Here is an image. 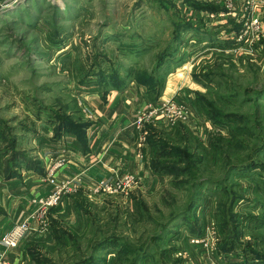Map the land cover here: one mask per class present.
Listing matches in <instances>:
<instances>
[{"label":"rangeland","instance_id":"1","mask_svg":"<svg viewBox=\"0 0 264 264\" xmlns=\"http://www.w3.org/2000/svg\"><path fill=\"white\" fill-rule=\"evenodd\" d=\"M180 25L187 28L176 39ZM169 47L176 56L160 59ZM160 61L165 74L153 86L155 97L163 93L153 102L135 75H153ZM208 72L211 81H195ZM122 81L137 96L131 126L149 151L148 126L167 137L177 123H146L143 135L139 113L168 99L187 104L191 119L178 123L191 134L169 145L187 147L178 165L194 170L155 172L143 187L132 173L92 182L75 180L80 171L62 173L86 152L84 141L57 137L53 112L84 121L90 143L95 100ZM177 81L223 97L236 134L208 124L192 92L170 96ZM12 155L22 166L10 170ZM126 175L135 184L99 188ZM56 185L66 186L61 200L42 207L38 200ZM0 211V254L13 264H72L90 255L103 264H264V0H0ZM23 224L27 233L7 249L1 241ZM55 225L75 239L56 240Z\"/></svg>","mask_w":264,"mask_h":264},{"label":"crops","instance_id":"2","mask_svg":"<svg viewBox=\"0 0 264 264\" xmlns=\"http://www.w3.org/2000/svg\"><path fill=\"white\" fill-rule=\"evenodd\" d=\"M185 86L187 85L177 81L171 91H169V94H172L170 96H173L179 90H183V88L186 93L188 92V95L195 90V87H190L187 90L188 88H185ZM128 88H132V86ZM165 93L163 96L168 95V93ZM130 94L131 91H127L126 88L121 93L113 90L109 94L108 99L104 101L95 100L98 103L95 107L98 113H95L94 116L92 115V123L95 124L92 130L94 139L92 137L89 144V147L94 144L95 148L92 149L91 147V150L85 155L76 152L75 161L72 160L70 167L62 171L63 174L65 173L66 176L70 177L80 171L82 176L79 174L75 177V180L79 177L80 181L88 180L92 182L101 177L112 180L115 179L116 174L122 176L123 174L132 173L139 180L138 185L140 184L142 187L146 185V181L151 180L150 178L155 174L150 168V157L153 151L152 149L149 151L145 145V148L143 145L141 147L139 136L132 129V118H135V115L133 114L134 111H131L132 107L130 105L131 103L133 104V99H135L136 103L137 96L131 98ZM125 96L128 99L125 100ZM139 97L141 98V103H145L144 98L146 99V97L142 92H140ZM137 105L133 107L135 112L140 110H137ZM144 182L145 184H143ZM15 262L17 264V260Z\"/></svg>","mask_w":264,"mask_h":264},{"label":"trees","instance_id":"3","mask_svg":"<svg viewBox=\"0 0 264 264\" xmlns=\"http://www.w3.org/2000/svg\"><path fill=\"white\" fill-rule=\"evenodd\" d=\"M187 27H181L180 25V29H178L177 31V35L175 36L176 39H179L180 36V32L185 30ZM170 52L171 53H167L163 56H161L160 59L164 60V59H168L171 58V60L174 58V56H176V52H177V47H169ZM182 61V60H181ZM180 61V63H181ZM186 63V62H182V65ZM158 67H156V70L153 71V75H142L139 74L135 75V78L139 80L138 85L144 87L146 89V93L148 95V100L156 102L157 100L160 99V97L162 96L163 90L161 89L160 92H158V95L155 97L154 94V86H153V81L155 80V77H157L156 75L162 76L160 75V73H164L163 70H161V66H162V61H160L157 65ZM158 72V74H157ZM211 72L202 74L203 76H199L197 74H194V79L197 82H201V78L204 77L207 74H210ZM166 76V75H164ZM210 76H205L202 80V82H206V81H211L212 79L209 78ZM124 81L120 82V83H116L115 85L113 84L111 87H105L104 92H103V99L106 100V95L109 93V91H113V90H123L125 88L126 85H124L123 83ZM214 82V81H213ZM164 89V88H163ZM211 89V88H210ZM213 91V90H212ZM212 91L210 90L209 93L210 94H203L199 91H191L193 93V95L195 97H191L190 101L192 103V105L194 106V108L196 109V112H198L200 115H202L203 117L206 118V121H210L211 124L213 126H215L213 123L215 124H219L223 127H225L226 129H228L229 134L235 135L236 131L234 130V128L232 129V124H233V120H234V114L231 113V111H225L226 109H224V105L222 106V98L216 99V96L212 95ZM53 116L56 118V120L54 122H56L55 125V130H56V134L57 137H76V139L81 142L80 146L83 147V141H84V152H88L89 149V141H87L86 137V131L85 128H87L88 125H85L86 123H84V121L82 120H76L79 122H76L74 119H72L70 117V114L65 113V111H54L53 112ZM149 128V132H148V143L150 144L151 149L155 152V156L154 158H152L151 162H150V168L154 171V172H159L161 174L167 175L169 173L172 172H178V173H182V172H187L189 170H194L193 167L189 164L187 165V167H180L178 165V163L180 162L179 160H177L176 156H182L186 154V148L187 147H183L184 149H182V147L180 146H176L178 139H180V141H184L186 138L185 136L188 137V134L190 133V128L188 126H186L183 123H177L175 126H173L172 128V132L166 135H168L167 137L163 136H157V131H156V127H153L152 125L148 126ZM151 129V130H150ZM163 133V132H162ZM189 142H187L188 144ZM169 144H176L175 146L173 145V147H171V145ZM182 144V143H181ZM11 147L14 146V142H12ZM185 145V144H183ZM79 146V147H80ZM77 149V148H76ZM82 149V148H81ZM194 154V153H193ZM22 160H25L26 164L30 165L31 168L33 166V162L30 159L28 154H25V157H21ZM10 160L7 164L8 168L10 170H12L13 167L15 166H22V163H19L20 161H18V157L15 155L13 157L8 159ZM188 161H190L192 163V159H189ZM39 170V169H37ZM35 170V171H37ZM13 173V172H12ZM175 174V173H172ZM179 176V175H178ZM172 185H176L177 184V180L174 178V180L171 181ZM78 195V194H77ZM75 195V196H77ZM82 193L80 192L79 195L77 197H81ZM73 200H77L74 196H71ZM234 206V203H232V207ZM55 208V207H54ZM0 213H2V211H0ZM232 214V213H231ZM53 223H55V220H52ZM89 221H91V219L89 218ZM58 226H54L53 227V237L56 238V240H58L60 242L61 240H67L68 238L71 239H75L74 235H69L66 231H64L63 229L60 230V228L58 229ZM82 227L79 226V230H81ZM109 243V240H108ZM103 244H99L96 247V251L101 250V246ZM146 250V249H145ZM72 264H103L102 262L98 261L96 256L94 255H90L88 257H82L78 260L73 259Z\"/></svg>","mask_w":264,"mask_h":264},{"label":"built area","instance_id":"4","mask_svg":"<svg viewBox=\"0 0 264 264\" xmlns=\"http://www.w3.org/2000/svg\"><path fill=\"white\" fill-rule=\"evenodd\" d=\"M191 119V111L187 104H180L176 102V99H168L166 101H161L157 104L151 103L149 109L145 112H140L135 120V126L140 131L143 132V135L147 134L146 123L152 122L156 125L158 122L164 123L167 125H175L178 122H188ZM145 128V130H144ZM100 187L101 189H109L114 187L115 189L126 188L133 183L135 184L136 179L134 175H126L120 180L114 182L115 184L109 183L105 180H101ZM66 186L65 185H56L53 191L45 197H42L38 200L39 204L42 207H54L56 206L61 197L64 195ZM97 189L96 191H98ZM29 227L27 224L18 226L12 232H10L1 243L7 248H15L19 240L27 233ZM0 264H13L6 257V253L0 254Z\"/></svg>","mask_w":264,"mask_h":264}]
</instances>
